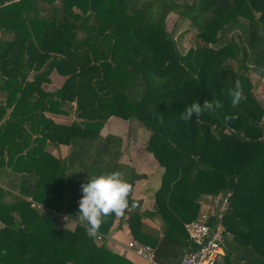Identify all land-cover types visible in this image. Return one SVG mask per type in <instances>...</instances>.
<instances>
[{
	"label": "trees",
	"instance_id": "trees-1",
	"mask_svg": "<svg viewBox=\"0 0 264 264\" xmlns=\"http://www.w3.org/2000/svg\"><path fill=\"white\" fill-rule=\"evenodd\" d=\"M182 20L190 29L178 39ZM193 37L182 54L178 43ZM64 61L75 69L44 90ZM261 69L264 0H0V264H137L98 245L78 220L81 185L117 171L132 185L129 206L105 219L100 236L117 222L157 263L178 264L193 250L184 227L199 204L231 193L221 264H264V98L253 75ZM237 80L247 99L233 107L227 90ZM205 100L223 107L180 119ZM73 113L67 140L54 142L46 114ZM110 118L150 134L144 151L163 169L153 211L132 197L146 175L125 160L124 137L101 133Z\"/></svg>",
	"mask_w": 264,
	"mask_h": 264
},
{
	"label": "rangeland",
	"instance_id": "rangeland-1",
	"mask_svg": "<svg viewBox=\"0 0 264 264\" xmlns=\"http://www.w3.org/2000/svg\"><path fill=\"white\" fill-rule=\"evenodd\" d=\"M188 29H190L188 22L182 20L181 22H179L178 26L174 28V36L178 38L181 33L187 31ZM196 41V38L193 37L189 41L178 43L180 52L184 54L190 47L195 45ZM58 67L50 75V82L43 85L44 90L54 91L60 88L64 83V80L75 69V66L69 63V61L68 63H66L65 61L61 62L60 66ZM254 82V93L257 98L261 100L264 98V93H262L264 89V83L260 80H255ZM46 116L53 120L54 124L57 126V128L53 131L51 138H53L54 142L56 141L59 143H64V141L67 140L68 137L69 126L71 122L76 118L75 114L73 113L72 116L46 114ZM101 133H115L120 134L124 137L126 159L133 161L140 155V158L138 157V162L140 164L139 171L144 172V174L146 175V179L136 184L132 197L134 200L137 199L141 201V205L139 207L140 211H153L155 201L154 195L160 188L163 169L156 165L152 157L150 158V156L145 153L141 154V152L144 151L145 144L150 136L149 132L141 127L138 123H128L118 118H110ZM51 152H53V150H51ZM221 196L222 195H218L216 197H208L207 199L203 200L199 204L198 218L204 214H214L216 212L215 201L218 200ZM145 223L156 228L159 227L158 222L155 221L153 222L145 220ZM59 225L61 227H66L72 230L76 225V221L71 219H69L67 222L59 221ZM117 225V222H115L112 228V232L115 231ZM130 237L131 236L129 235L128 238ZM110 238L113 240L110 241L111 243H108V239H105L104 242L106 246H108L109 249L114 252L118 253L120 251V248H123L124 245H126V243H123L125 240L123 237L118 239H115L114 237ZM96 243L100 245L102 242L97 241Z\"/></svg>",
	"mask_w": 264,
	"mask_h": 264
},
{
	"label": "clouds",
	"instance_id": "clouds-1",
	"mask_svg": "<svg viewBox=\"0 0 264 264\" xmlns=\"http://www.w3.org/2000/svg\"><path fill=\"white\" fill-rule=\"evenodd\" d=\"M258 80L264 79V69L253 73ZM231 97V105L237 107L247 97L239 80L234 87L227 90ZM223 105L219 101L208 102L203 105L193 102L181 113L180 119L190 121L193 117L199 118L205 112L214 113ZM132 191V185L122 178V173L112 172L93 176L81 185L82 197L78 201V220L85 228L86 235L90 239L100 238V229L105 219L111 215L122 216L128 208V198ZM69 217H64L67 221Z\"/></svg>",
	"mask_w": 264,
	"mask_h": 264
},
{
	"label": "built area",
	"instance_id": "built-area-1",
	"mask_svg": "<svg viewBox=\"0 0 264 264\" xmlns=\"http://www.w3.org/2000/svg\"><path fill=\"white\" fill-rule=\"evenodd\" d=\"M231 193L222 195L215 201L216 212L185 224L187 241L193 250L186 252L178 264H221L228 252V233H225L222 218L230 212ZM54 216H57L54 214ZM61 222H67L64 216H59ZM107 237L96 239L102 242ZM125 250L140 258L145 264H159L155 261L154 250L149 245L131 240L125 245Z\"/></svg>",
	"mask_w": 264,
	"mask_h": 264
},
{
	"label": "crops",
	"instance_id": "crops-1",
	"mask_svg": "<svg viewBox=\"0 0 264 264\" xmlns=\"http://www.w3.org/2000/svg\"><path fill=\"white\" fill-rule=\"evenodd\" d=\"M65 81V80H64ZM61 150H62V153L64 154V152H65V150H66V146H61ZM53 154H55V151L53 150V152H52ZM142 153H145V154H147L148 156H150V158L152 157L150 154H148V153H146L145 151H142L141 152V154ZM140 156V155H139ZM138 156V157H139ZM136 158L135 160H133V161H130L129 160V163L130 164H132V165H134L135 166V168H136V170H137V172H139V173H143L144 174V172H142V171H139V167H140V164H139V162H138V160H139V158ZM153 159V158H152ZM125 160H128V159H126V155H125ZM154 161V160H153ZM157 165V164H156ZM145 180V179H144ZM144 180H140V181H137L136 182V184L138 183V182H141V181H144ZM136 184H135V186H136ZM135 186H134V188H135ZM133 191H134V189H133ZM137 200V199H136ZM130 234H129V232H128V230L126 229V228H123V229H121V230H116L115 229V231H113V232H111L110 233V237H114L115 239H118V238H121V237H123L125 240H124V242L123 243H129V241H131V237L130 238H128V236H129ZM107 237V239L109 240L108 241V243H111L110 241H113L110 237ZM108 247V246H107ZM124 247H125V245H124ZM120 248V251L118 252V254H121V255H124L126 258H128V259H130V260H132V261H134V262H136L137 264H145L140 258H138V257H136L135 255H133V254H131V253H129L127 250H125V248ZM109 248V247H108ZM117 253V252H116Z\"/></svg>",
	"mask_w": 264,
	"mask_h": 264
},
{
	"label": "water",
	"instance_id": "water-1",
	"mask_svg": "<svg viewBox=\"0 0 264 264\" xmlns=\"http://www.w3.org/2000/svg\"><path fill=\"white\" fill-rule=\"evenodd\" d=\"M128 206H129V200H128Z\"/></svg>",
	"mask_w": 264,
	"mask_h": 264
}]
</instances>
